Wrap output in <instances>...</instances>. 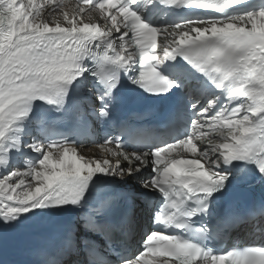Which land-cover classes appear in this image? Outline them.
Masks as SVG:
<instances>
[{
	"label": "snow or ice",
	"instance_id": "1",
	"mask_svg": "<svg viewBox=\"0 0 264 264\" xmlns=\"http://www.w3.org/2000/svg\"><path fill=\"white\" fill-rule=\"evenodd\" d=\"M75 4L0 0V243L62 218L32 264H264V201L223 205L264 185V0ZM126 90L166 119H116ZM93 122L110 159L78 153Z\"/></svg>",
	"mask_w": 264,
	"mask_h": 264
},
{
	"label": "bare ground",
	"instance_id": "2",
	"mask_svg": "<svg viewBox=\"0 0 264 264\" xmlns=\"http://www.w3.org/2000/svg\"><path fill=\"white\" fill-rule=\"evenodd\" d=\"M35 2L37 4L40 3V2H38L36 0H35ZM71 7L72 6H67L66 10L67 9H70ZM95 18L96 19H99L97 16ZM217 136H218V133H217ZM210 137H212V136H210ZM77 150H78V153L79 154H81L84 157L89 158V159L103 160V159H106V158H108V159L111 158L107 153H103V152L99 151L98 149H96L95 147H90V148H87V149H85V148H78L77 147Z\"/></svg>",
	"mask_w": 264,
	"mask_h": 264
}]
</instances>
